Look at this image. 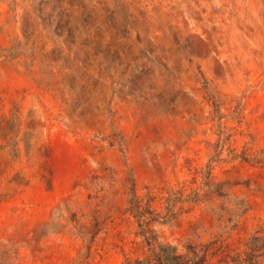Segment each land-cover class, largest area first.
Returning a JSON list of instances; mask_svg holds the SVG:
<instances>
[{
	"label": "rangeland",
	"instance_id": "obj_1",
	"mask_svg": "<svg viewBox=\"0 0 264 264\" xmlns=\"http://www.w3.org/2000/svg\"><path fill=\"white\" fill-rule=\"evenodd\" d=\"M160 246L264 264V0H0V264Z\"/></svg>",
	"mask_w": 264,
	"mask_h": 264
},
{
	"label": "trees",
	"instance_id": "obj_2",
	"mask_svg": "<svg viewBox=\"0 0 264 264\" xmlns=\"http://www.w3.org/2000/svg\"><path fill=\"white\" fill-rule=\"evenodd\" d=\"M160 249L162 250V255L159 256V264H182L180 261H179V257L177 256H174L173 254H168V253H165V250H166V247L164 246H160ZM147 264H150L149 262H147Z\"/></svg>",
	"mask_w": 264,
	"mask_h": 264
}]
</instances>
